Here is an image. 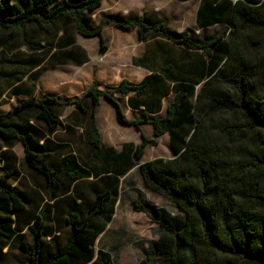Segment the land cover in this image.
Segmentation results:
<instances>
[{
    "label": "trees",
    "instance_id": "1",
    "mask_svg": "<svg viewBox=\"0 0 264 264\" xmlns=\"http://www.w3.org/2000/svg\"><path fill=\"white\" fill-rule=\"evenodd\" d=\"M211 1L213 0H201L198 23L201 26H213L230 9L231 26L234 29L231 31L232 36L229 33L226 36L224 32L206 43L194 41L190 32L178 37L165 24L148 25L141 19L107 18L98 27L89 29L84 16L98 10L103 0H67L61 3L58 0H18L15 5L0 3V31L3 32L18 33L27 26L36 24L53 27L68 18L83 37L103 38V26L112 24L124 30H137L144 42H148L155 32L163 39L188 51L201 52L209 59L208 75L199 92L195 93L199 84L196 79H189L187 84L175 85L172 89L175 99L168 105V114L162 119H150L144 115L140 120H126L120 105L113 97L133 93L137 97L148 98L150 78L139 85L123 80L117 88L105 92L92 86L76 101L62 102L56 98H44L38 102L26 101L8 114L0 116V143L6 145L10 141L21 142L28 166L44 176L55 198L61 189L57 174L68 177L69 186L65 191L69 192L70 186L89 178L90 172L83 169L75 157L58 169L40 163L39 158L47 155L45 143L39 144L41 139L36 137L31 126L30 129L10 121L14 114L23 109L36 111V119L46 124L50 134L55 133L60 126L58 117L53 115L54 108L74 105L82 114L90 112L91 124L87 139L95 148L93 156L103 165L104 177L117 179L138 167L144 184L150 190L176 203L185 218L172 216L165 209L157 208L140 196L132 201L135 212L145 214L151 222L159 226L162 239L159 245L152 247L154 256L142 259L138 264H148V261L153 260L162 264H185L182 256L187 252L192 258L189 264H264V142L259 143L257 148L249 149V158L236 159L231 148L220 143L222 138L212 133V116L227 111L236 119L246 117L247 120L223 125L221 135L237 140L257 130L264 136V105L257 103L251 95L255 87L248 77L249 64H244L239 59V45L235 43L233 36L248 30L249 37L251 33L259 35V38L251 41L253 50L258 52L264 49V0L260 3L217 0L219 3L216 6ZM211 46L214 47L213 50ZM105 51L106 47H102L101 53ZM238 60V64L234 62ZM142 63L143 59L134 60V64H139L137 66ZM174 68L175 65L169 64L162 67V72L168 75ZM235 68L239 70L237 78L233 72ZM220 82L229 83L234 89L233 95L225 93ZM154 86L160 89L158 83H154ZM168 93L169 91L164 90L162 96H167ZM102 97L115 108L119 124L139 129L142 123H150L154 127L155 138L147 139L142 135L141 145L135 147L125 144L120 154L112 157L111 154L115 153L102 146L97 124L96 117ZM87 98L91 100L90 111L84 104ZM146 106H157L156 100L150 97ZM164 134L178 140L183 149L175 152L172 159L160 158L142 162L144 149L148 145L157 146L156 138ZM2 149L3 146L0 145V153ZM100 151H104V154L101 155ZM2 174L0 159V175ZM0 192L8 200V212L9 206H12V211L22 210L21 196L14 188L4 187L0 183ZM117 194L116 187L99 193L88 208L84 223H81L80 210L69 211L66 224L71 228V235L66 245L55 254L43 252V221L40 219L33 236L28 264H114L102 253L96 258L94 245L103 230L92 223L97 215L105 213L106 203L113 201ZM111 217L110 213L106 216V221L110 222ZM11 226L0 223V237L11 238ZM22 248L25 249L24 246ZM206 248L211 249V254H200Z\"/></svg>",
    "mask_w": 264,
    "mask_h": 264
},
{
    "label": "rangeland",
    "instance_id": "2",
    "mask_svg": "<svg viewBox=\"0 0 264 264\" xmlns=\"http://www.w3.org/2000/svg\"><path fill=\"white\" fill-rule=\"evenodd\" d=\"M17 1L0 0V3L15 5ZM58 1L61 3L67 0ZM199 1L103 0L101 7L86 13L84 19L86 26L94 29L107 18L133 19L135 15L146 16L153 23H164L178 37L190 32L192 39L199 43H206L224 32L226 36L228 33L232 36L234 28L231 26L230 9L219 23L204 28L198 25L196 10ZM246 1L260 3L263 0ZM248 33V30H244L233 36L235 43L239 45V59L244 64H249L248 77L255 87L251 95L257 103L264 105V49L255 52L251 41L259 38V35L251 33L249 37ZM102 35L103 38L83 37L68 18L53 27L36 24L29 25L18 33L0 31V116L8 114L26 101L38 102L44 98H56L62 102L76 101L92 86L101 92L108 91L113 88L109 85L123 77L124 71L132 68V59L141 57L145 52H152L158 62L172 57L179 63H185L196 60L197 57L196 52H189L155 32L148 42H144L137 30H124L105 24ZM102 47H106L105 53H101ZM234 62L238 64L239 60ZM233 72L237 78L238 68ZM220 83L225 93L233 95L234 89L229 83ZM199 90L200 87L195 93ZM117 97L116 101L125 119L132 121L125 114L126 101ZM102 100L115 111L109 101L104 97ZM84 104L90 111V98L85 99ZM53 115L58 117L60 126L52 134L44 122L36 119L37 112L31 109L17 112L10 121L26 128L31 126L36 137L41 139L39 144L45 143L47 155L39 158L40 163L58 169L75 157L77 163L90 172V177L70 186L68 192L65 191L69 186L68 177L57 174L61 189L55 198L44 176L28 166L23 144L17 141H10L6 145L0 143L3 146L0 153L3 168L0 183L4 187L15 189L21 196L23 207L20 211H12V206H9L8 212V200L0 192V223L11 224L13 230L11 238L0 237V264L30 262L29 252L32 250L33 236L40 219L43 221L41 241L44 254L60 251L71 235V228L66 224L68 212L72 209L80 210L81 223H84L88 208L94 203L96 196L115 187L118 190L117 197L106 203L105 213L97 215L92 223L103 230L94 245L96 258L102 253L114 264H138L142 259L154 256L152 247L162 242L159 226L145 214L135 212L132 201L140 196L157 208L165 209L172 216L185 218V214L173 200L150 190L144 184L137 167L117 179L104 177L103 165L93 156L95 148L87 139L91 124L90 112L82 114L74 105H68L54 108ZM212 118L213 135L222 138L220 143L231 148L236 159L249 158V149L257 148L259 143L264 142V136L260 134L262 132L257 130L237 140L221 135L223 125L245 122L246 117L236 119L231 113L221 111ZM119 127L118 131L105 136L106 143L118 149L125 143H133L134 137L138 138L135 128L128 129L126 127L129 126L121 124ZM99 153L103 155L104 151ZM110 213L112 217L107 222L106 216ZM201 251L202 255L211 254L209 248ZM187 253L182 256L185 264L192 260ZM148 264L162 263L153 260L148 261Z\"/></svg>",
    "mask_w": 264,
    "mask_h": 264
},
{
    "label": "crops",
    "instance_id": "3",
    "mask_svg": "<svg viewBox=\"0 0 264 264\" xmlns=\"http://www.w3.org/2000/svg\"><path fill=\"white\" fill-rule=\"evenodd\" d=\"M194 0H188L184 2H191ZM220 1V0H219ZM233 3L236 0H229ZM214 6L218 5L219 2L217 0L211 1ZM201 7V0L199 1L198 8L196 10V22L198 23V11ZM133 19H141L148 25H155V24H164V23H153L151 18L146 16L135 15ZM127 20V19H125ZM202 28L210 27V26H201ZM213 50V49H212ZM190 52V51H189ZM196 60H188L185 63H179L176 59L172 57H167L163 59V61L158 62L157 58L152 56V52L147 53L145 52L141 57H135L132 59V68L128 69L126 72L124 71L123 77L118 79L114 84L109 85L110 87L117 88L120 83L125 80L129 84L139 85L144 82L146 79H151L150 84V93L148 98L147 97H137L135 94L131 93L127 96L122 95H114L115 100L119 96L121 99L126 101V108L125 114L127 118L131 119L132 121L140 120L144 117V115L148 116L150 119H162L167 116L168 114V105L172 103L175 99V94L173 93L172 89L175 85L184 83H189V79H196L198 81V87H201L206 80L208 75V71L210 68L209 59L204 56L201 52H196ZM135 59H143V63L140 66L139 64H134ZM173 60L172 63L168 61ZM169 64L175 65V68L172 72L168 75L162 72V67L167 66ZM183 80H187V82H182ZM154 83H158L160 85V89L158 90L155 88ZM163 86V89H162ZM169 91L167 96H162L163 91ZM166 93V92H165ZM164 95V94H163ZM166 95V94H165ZM150 97L156 100L157 106H146L147 102L149 101ZM147 99V100H146ZM146 101V102H145ZM97 124L101 134V143L105 150H112L113 153L111 154L112 157H116V155L120 154L122 151V147L119 149L116 146H111L110 143H106L105 136L112 134L115 131L119 130V124L116 120V115L114 109L107 103H105L101 98V105L97 112ZM128 129L135 128L136 132L138 133L137 137H134L133 143H125V144H132L135 147L141 145L143 138L142 134L147 139H154V127L150 123H142L140 128H136L135 126L126 127ZM108 140V139H107ZM158 145L153 147L148 145L144 149V156L142 162H149L155 159H172L174 158V153L179 152L183 149V145L176 139H171L169 134H164L156 138ZM124 144V145H125ZM136 168V167H135ZM134 169V168H133ZM132 169V170H133ZM138 169V167H137ZM130 170L128 173H130Z\"/></svg>",
    "mask_w": 264,
    "mask_h": 264
}]
</instances>
